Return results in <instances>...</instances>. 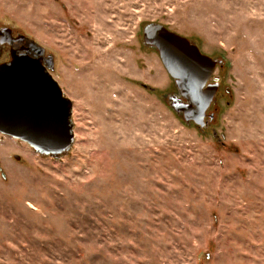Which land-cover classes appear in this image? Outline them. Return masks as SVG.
<instances>
[{
    "label": "rangeland",
    "instance_id": "rangeland-1",
    "mask_svg": "<svg viewBox=\"0 0 264 264\" xmlns=\"http://www.w3.org/2000/svg\"><path fill=\"white\" fill-rule=\"evenodd\" d=\"M150 21L222 60L206 127L166 105ZM0 25L53 55L74 126L58 159L0 134V264H264V0H0Z\"/></svg>",
    "mask_w": 264,
    "mask_h": 264
},
{
    "label": "water",
    "instance_id": "water-1",
    "mask_svg": "<svg viewBox=\"0 0 264 264\" xmlns=\"http://www.w3.org/2000/svg\"><path fill=\"white\" fill-rule=\"evenodd\" d=\"M11 33V28L0 27V37ZM20 37L29 41L25 52L10 53L8 62L0 63V134L26 143L38 155L58 159L74 143L72 102L52 76L53 55L24 34ZM141 38L143 46L155 49L174 82L176 91L167 93L166 105L184 123L200 128L210 124L215 113L204 118L217 95L219 77L214 71L222 60L203 54L187 37L158 22L146 23ZM0 174L5 178L1 169Z\"/></svg>",
    "mask_w": 264,
    "mask_h": 264
},
{
    "label": "flooded vegetation",
    "instance_id": "flooded-vegetation-1",
    "mask_svg": "<svg viewBox=\"0 0 264 264\" xmlns=\"http://www.w3.org/2000/svg\"><path fill=\"white\" fill-rule=\"evenodd\" d=\"M0 27H9V26L0 25ZM11 29H12V33L8 37H4V36L0 37L1 39L0 41V63L8 62V60L10 59V56H9L10 53L14 55H20L23 52H25V50L28 48L29 41L25 37H20L21 34L18 33L17 31H14L13 28ZM27 54H29L30 56L32 55L31 52ZM45 54H48V53L45 52ZM219 84H220V79H219ZM218 90H219V86H218ZM175 91L176 89H174L172 92H175ZM209 110H210V107L208 111L206 112L207 115L204 118L205 120L207 119L208 114H210L211 112Z\"/></svg>",
    "mask_w": 264,
    "mask_h": 264
}]
</instances>
